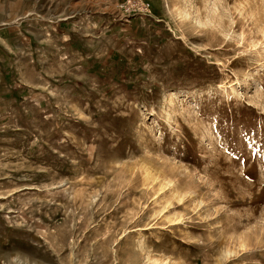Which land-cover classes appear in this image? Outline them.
Listing matches in <instances>:
<instances>
[{"label": "rangeland", "instance_id": "obj_1", "mask_svg": "<svg viewBox=\"0 0 264 264\" xmlns=\"http://www.w3.org/2000/svg\"><path fill=\"white\" fill-rule=\"evenodd\" d=\"M0 264H264V0H0Z\"/></svg>", "mask_w": 264, "mask_h": 264}]
</instances>
